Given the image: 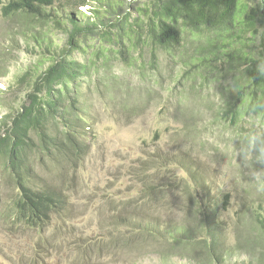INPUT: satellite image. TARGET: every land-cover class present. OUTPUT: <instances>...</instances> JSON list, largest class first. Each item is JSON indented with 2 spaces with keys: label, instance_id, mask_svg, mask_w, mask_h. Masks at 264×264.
<instances>
[{
  "label": "rangeland",
  "instance_id": "1",
  "mask_svg": "<svg viewBox=\"0 0 264 264\" xmlns=\"http://www.w3.org/2000/svg\"><path fill=\"white\" fill-rule=\"evenodd\" d=\"M8 1L0 0V120L23 100L27 84L20 78L27 72L36 77L50 63L11 28L14 20L2 12ZM79 1L55 4L60 19L49 23L59 45L68 13L78 21L109 20L110 4L118 11L142 0ZM253 5L256 0H239V15ZM236 33L184 31L181 45L159 57L157 70L132 68L115 57L109 70L83 77L76 108L85 119H70L86 148L83 159L66 160L53 149L32 154L27 168L38 185L65 191L61 215L51 212L37 226L20 212L18 189L0 164V264H117L97 258L93 245L102 231L133 233L125 225L103 228V221L130 211H136L133 221L141 220L135 223L166 234L113 249L118 264H264L258 223L264 217V138L249 136L264 122L251 111L233 123L221 115L235 83L242 89L248 79L250 85L258 80L248 77L252 62L231 57L243 49ZM254 85L263 107L264 83Z\"/></svg>",
  "mask_w": 264,
  "mask_h": 264
},
{
  "label": "trees",
  "instance_id": "2",
  "mask_svg": "<svg viewBox=\"0 0 264 264\" xmlns=\"http://www.w3.org/2000/svg\"><path fill=\"white\" fill-rule=\"evenodd\" d=\"M61 1L65 0H9L2 7L3 14L14 20L11 28L25 45L42 49L39 60L50 61L36 77L27 72L20 78L22 84H27L23 100L14 112L0 120L2 170L13 178L18 189L19 211L28 213L37 226L44 224L51 212L61 215L68 198L64 190L59 195L49 186L38 185L32 179L27 169L32 165L30 156L42 157L54 149L66 160L79 155V161L83 159L86 148L80 147V132L70 123V119H85L76 108L83 77L96 76L100 68L109 70L115 57L118 63L132 68L157 70L159 57L181 45L184 31L199 35L214 30L228 35L235 29L243 49L242 53L231 57L252 62L247 69L248 77L256 74L258 80L254 83H264V0H256V5L243 9L240 12L243 16L237 11L239 0H142L130 2L128 7L120 6L118 11L110 4L112 10H106L109 20L95 15L93 20L88 16L78 21L71 12L65 16L64 41L59 45L49 20L59 22L55 4ZM79 4H86L85 0ZM11 40L16 46L15 40ZM251 44L257 46L255 52ZM247 47L249 53L245 51ZM78 55L83 59H77ZM248 80V85L242 89L239 88L241 84L233 85L237 90L222 105L224 121L233 123L244 111H251L264 122V106H257L260 99L258 86L250 85L251 80ZM7 116L10 119H6ZM50 126L55 128L52 133L48 131ZM254 132V137L249 134L250 139L264 138V125H259V130ZM148 185L150 189L156 186ZM130 212L123 216L113 215L109 224L103 221L104 229L105 225L106 229L125 225L132 228L133 233L107 230L96 235L98 241L93 245V252L97 258L110 257L118 264L119 256L113 249L133 244L138 237L145 240L147 235L154 239L165 236L162 229H156L155 233V227L149 223H135L141 220L133 221L136 211ZM258 223L264 232V217L258 219ZM170 235L176 241L182 240ZM215 257L218 262L224 260L222 254Z\"/></svg>",
  "mask_w": 264,
  "mask_h": 264
}]
</instances>
